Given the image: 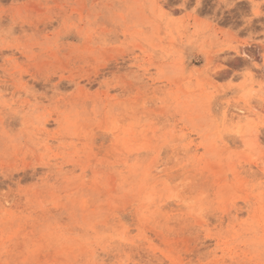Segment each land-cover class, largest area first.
Instances as JSON below:
<instances>
[{"label": "rangeland", "instance_id": "obj_1", "mask_svg": "<svg viewBox=\"0 0 264 264\" xmlns=\"http://www.w3.org/2000/svg\"><path fill=\"white\" fill-rule=\"evenodd\" d=\"M0 264H264V0H0Z\"/></svg>", "mask_w": 264, "mask_h": 264}]
</instances>
